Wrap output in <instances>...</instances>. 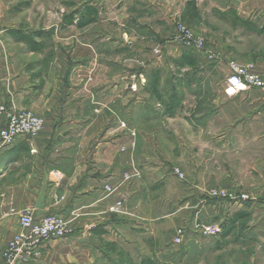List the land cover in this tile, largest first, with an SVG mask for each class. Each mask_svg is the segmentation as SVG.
<instances>
[{"label":"crops","instance_id":"crops-1","mask_svg":"<svg viewBox=\"0 0 264 264\" xmlns=\"http://www.w3.org/2000/svg\"><path fill=\"white\" fill-rule=\"evenodd\" d=\"M201 4L236 14L245 32L239 49L248 46L240 61L264 73V0ZM44 20L32 25L52 31L37 38L45 42L41 51H31L1 29L0 14V107L7 111L0 124L20 109L44 119L39 134L0 146V264H8L3 252L26 209L38 218L63 215L74 232L48 240L39 258L13 264H147L179 228H186V242L223 241L227 224L252 211L248 240L264 249V200L231 204L210 195L217 186L240 189L233 164L264 166V93L227 95L219 76L221 95H192L183 109L181 91L166 93L176 80L167 79L164 51L148 36L140 48L133 32L119 40L117 30L62 28L63 15ZM152 68L164 76L153 81ZM125 70L141 71V78L126 79ZM119 201L122 209L112 211ZM198 223L222 231L205 235Z\"/></svg>","mask_w":264,"mask_h":264},{"label":"rangeland","instance_id":"rangeland-1","mask_svg":"<svg viewBox=\"0 0 264 264\" xmlns=\"http://www.w3.org/2000/svg\"><path fill=\"white\" fill-rule=\"evenodd\" d=\"M86 1L98 9L95 21L86 25L91 34L94 35L95 29L117 30L119 33L122 32V35L120 34L122 38L120 36L119 40H126V32H133L136 37L140 35L136 38V47L141 48L142 42L146 41L147 38L142 39L143 36L154 40L153 47H161L167 64L166 77L170 81L176 80V83L168 82L166 93L181 91L187 101L183 104V109L192 106V95L205 94L216 97L222 94L218 85L219 76L224 78L221 64L231 60L245 63L240 61L239 57L246 55L248 46L247 49H239L240 34L245 32H240L239 23H234L236 14L227 12V16L222 17L221 10L202 5V0H0V14L5 15L1 29L22 28L32 31L38 29L32 24H37L42 19L49 23L56 22L58 16L77 7L82 9ZM71 3L77 6H71ZM180 24H184L193 36L186 38L178 29ZM73 25L78 27L76 24ZM61 27L64 28L66 25L61 22ZM141 32L144 34L141 35ZM198 38L202 41L199 46L195 41ZM241 40H244V37H241ZM249 41L250 44L253 43L252 38H248V45ZM231 50L233 53H230ZM182 54L194 57L196 66H179L175 59H179ZM255 69L257 70L256 66ZM140 72L133 70L127 73L125 70L123 77L126 79L135 77L140 75ZM159 76L158 69L152 68L149 71V77L154 79L153 81L158 80ZM163 76L161 70L160 77ZM253 89L264 93L262 89ZM152 90L158 92L156 88ZM176 168L183 171L177 166L173 172ZM216 168V171H219L218 169L222 167ZM231 170L239 179L240 189L221 186L213 189L247 194L250 199L245 202L248 203L258 199L264 200V166L233 164ZM175 175L182 180L185 178V173L184 178ZM256 217L253 211L248 212V216L231 232V237L223 241L203 244L196 242L195 239L187 242L182 239L178 243L174 237L173 241L167 244L166 252L159 258L155 256L153 264H264V249L248 240L253 239L251 227Z\"/></svg>","mask_w":264,"mask_h":264},{"label":"built area","instance_id":"built-area-1","mask_svg":"<svg viewBox=\"0 0 264 264\" xmlns=\"http://www.w3.org/2000/svg\"><path fill=\"white\" fill-rule=\"evenodd\" d=\"M178 29L186 38L193 36L184 24H180ZM195 41L198 46L202 44L200 38ZM221 66V70L224 72V90L227 95H236L253 88L264 90V75L255 69L253 63L231 60L221 64ZM131 88L136 89L137 86L132 84ZM6 112V108L1 106L0 115ZM122 126H126V123H122ZM43 128V117L32 110L20 109L8 113L7 123L5 125L0 124V146L13 145L22 135H37ZM174 172L180 178H184V173L180 168H176ZM210 195L215 199L229 201L231 204L243 203L250 199L247 194H234L225 189H213ZM122 207L123 202L119 201L111 207V210L119 212ZM19 221L21 230L7 243L3 252V257L8 264H13L19 260L33 261L40 257L48 240L67 237L74 232L70 227V222L63 215L50 214L38 218L32 210L26 209L20 211ZM197 227L205 235H216L222 231L220 225L217 224L198 223ZM185 233V228H179L175 241L180 243Z\"/></svg>","mask_w":264,"mask_h":264},{"label":"trees","instance_id":"trees-1","mask_svg":"<svg viewBox=\"0 0 264 264\" xmlns=\"http://www.w3.org/2000/svg\"><path fill=\"white\" fill-rule=\"evenodd\" d=\"M29 4V3H25ZM71 6L76 7L77 4L71 3ZM98 14V9L94 6L88 3L84 4L82 9L79 7L73 9L69 13L63 14V25H73L76 24L78 27H84L92 22L95 21V17ZM222 17L227 16V12H221ZM234 23L238 24V17L234 20ZM52 30H43V29H35L32 31H26L24 29H17V28H11L7 29V34L14 40L19 42H24L27 46V48L31 51H41L44 46L45 42L44 40H38V37L46 36L51 33ZM176 63L179 66H196V61L194 57H189L187 54H182V56L179 59H175ZM157 82V81H156ZM248 214H242L241 216L233 218L226 226L222 233V238L225 239L231 232L235 229L236 225L235 223L239 220V218H245ZM147 264H153V261L150 260Z\"/></svg>","mask_w":264,"mask_h":264}]
</instances>
